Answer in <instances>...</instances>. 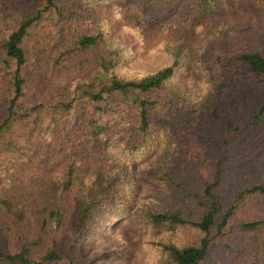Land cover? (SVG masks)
I'll return each mask as SVG.
<instances>
[{"label":"trees","instance_id":"obj_1","mask_svg":"<svg viewBox=\"0 0 264 264\" xmlns=\"http://www.w3.org/2000/svg\"><path fill=\"white\" fill-rule=\"evenodd\" d=\"M102 9L173 59L120 75ZM197 33L196 100L168 82ZM162 138L168 264H264V0H0V264H100L85 237Z\"/></svg>","mask_w":264,"mask_h":264},{"label":"rangeland","instance_id":"obj_2","mask_svg":"<svg viewBox=\"0 0 264 264\" xmlns=\"http://www.w3.org/2000/svg\"><path fill=\"white\" fill-rule=\"evenodd\" d=\"M100 17L104 29L108 32L107 37L121 52L122 61L117 71L120 75L139 77L173 59V47L178 41H173L171 50L165 51L167 36L142 38L137 33L120 27L116 17L106 9L100 11ZM196 35L188 41L189 45L185 49L184 57L191 54L192 58L188 62V58L179 57L178 69L168 84L197 100L203 94L205 81L192 62L193 56L195 57L200 49L201 34ZM167 144V140L162 138L154 152L129 156V159L135 162L133 184L117 194L116 199L107 206L106 214L90 228L84 241L85 258L101 257L100 264H168V256L161 244H185L188 240L189 236L185 232H155L148 222L150 213L176 208V203L162 191L161 181L158 179L169 154ZM249 263L250 261L246 260L226 263L213 257H208L204 262Z\"/></svg>","mask_w":264,"mask_h":264}]
</instances>
